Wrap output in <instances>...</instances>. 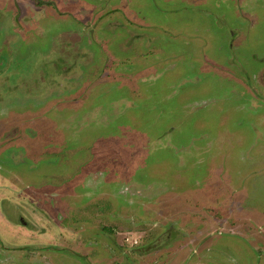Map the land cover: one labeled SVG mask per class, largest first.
Listing matches in <instances>:
<instances>
[{"label":"rangeland","instance_id":"1","mask_svg":"<svg viewBox=\"0 0 264 264\" xmlns=\"http://www.w3.org/2000/svg\"><path fill=\"white\" fill-rule=\"evenodd\" d=\"M55 1L1 9L0 264H264V0Z\"/></svg>","mask_w":264,"mask_h":264},{"label":"flooded vegetation","instance_id":"2","mask_svg":"<svg viewBox=\"0 0 264 264\" xmlns=\"http://www.w3.org/2000/svg\"><path fill=\"white\" fill-rule=\"evenodd\" d=\"M5 1H6V3H5ZM77 3H79L78 1H77ZM95 3H97L98 4V2H95ZM88 4V3H87ZM112 5H114V3L112 4ZM93 7H95V6H93ZM1 9L2 10H5V11H8V10H11V15H13V17H11V19H17L16 21H18V22H22V26L24 25V21H29L30 19H31V17L33 16V14H35L36 12H38L39 10H44V12H45V14H49V16L50 15H53L55 18L56 17H59V15H57L56 13V10L55 9H57L56 8V1L55 0H0V42H2V40H3V42L5 43V40L3 39V37H6V36H4V34H5V29H3V22H4V19H3V13H2V11H1ZM97 10L95 9V11L93 10V11H91V14H94V13H96L95 14V19L97 18V17H101L102 15V12L101 11H98V12H96ZM111 11V10H110ZM109 11L108 10H105L104 11V13L107 15V13H108ZM10 19V20H11ZM13 21V20H12ZM7 38V37H6ZM5 38V39H6ZM78 39H79V41H82V40H80V38L78 37ZM75 39H73V41H74ZM76 41V40H75ZM10 42V41H9ZM8 43V42H7ZM87 56V55H86ZM57 63V62H56ZM55 67L56 68H58V69H60L61 67H60V64L59 65H55ZM75 74H76V72H75ZM77 75V74H76ZM259 83L262 85V86H264V73H259ZM75 79V78H74ZM74 79H72V80H74ZM70 83H73V82H70ZM74 84V83H73ZM69 87V86H68ZM263 103H264V100H263ZM115 108H118V106H114ZM2 116V115H1ZM22 118H24V117H20L19 118V120L16 122V125L17 124H19V123H24V120L22 119ZM14 120V119H13ZM6 122H12V117H10L9 119H8V117H5V120H0V129L1 130H3V132L2 133H0V144L2 143L1 141H5V142H8V143H6V146H5V148L3 147V148H0V176H5V177H7V179H6V181H4V182H0V188L1 187H9L10 186V184H12L11 183V168H10V166H11V164H12V162H13V164H14V167L15 166H17V165H20V161H18V163L16 162V156L14 155V154H12V153H8L7 151H8V149L10 148H12V143L14 142V140L12 141L11 139L12 138H10V140H8V138L6 137V139L5 140H1V138L3 137L2 135H3V133L5 132V135H7L8 134V126H10V128L12 129V126H14L13 124H15V121H13L12 123H6ZM41 122V121H40ZM39 122V123H40ZM17 127V126H16ZM33 128V130H35V134H31L30 136L29 135H27V133H26V131H27V129L28 128ZM27 129L24 131L25 132V134H24V132H23V138H25V140L26 139H30V138H34V137H36L37 135V133L39 134V143H40V145L43 147H47L48 145H49V140L51 139L50 138V136H53V137H55L54 136V134H47L46 136H42V127H40L39 128V131L38 130H36L35 129V127H33V126H28L27 127ZM14 131H16L15 130V128H14ZM32 132V131H31ZM33 133V132H32ZM61 138V135H58L57 137H56V139L57 140H59ZM47 145H46V144ZM23 144V143H22ZM21 144V145H22ZM16 145H19L18 143L16 144ZM32 145V144H31ZM46 145V146H45ZM32 147V146H31ZM34 149V150H33ZM38 150V148H37V146L36 147H32V148H30L29 147V151L27 150V152H29V154H32L33 152L34 153H36V151ZM16 154H17V152H16ZM5 156V159L3 160V161H1V156ZM13 156V157H12ZM22 157V156H21ZM23 158V157H22ZM4 164V165H3ZM11 188V187H10ZM33 191L31 190V193H32ZM106 199H109V197L108 198H106ZM106 199H104V201L106 200ZM96 202V201H95ZM3 215V214H2ZM2 215H0V219H3V218H5L4 216H2ZM6 215V214H5ZM6 217H7V215H6ZM8 219V218H7ZM120 224H122V223H119V225ZM119 225H117V226H119ZM116 226V227H117ZM123 226V225H122ZM102 230H104L105 231V233H107V234H109L110 236H112V234H111V232H110V230L112 231V230H117L115 227H113V226H105V227H103V229ZM60 232V231H59ZM59 232H53L52 233V235H55V237L53 238V237H44L43 235L42 236H37V238H34V237H32L31 239H30V241L31 242H26V244H24V245H19V246H22V247H26V246H31V247H44V246H40V244H43V245H45L46 243H48V244H50L51 243V241L52 242H55L56 241V239H57V237H58V234H59ZM120 233H122V232H116L114 235H115V237H114V239H116L119 235H120ZM1 234H2V236H3V233L0 231V250H6L7 249V247H12V245H9V243L8 242H4L3 240H2V236H1ZM7 236V235H6ZM30 236H28V238H29ZM42 237V238H41ZM113 239V240H114ZM6 240H8V239H6ZM118 244H119V247H118V251L120 252V253H118V255L117 256H115V255H110V257L108 258V259H106L105 261L103 260L102 261V259L101 260H99V263H101V264H105L104 262H108L107 264H124V261H125V259H126V256H128L127 254H125L124 253V255L121 253V250H123L122 249V242H120L119 241V239H116L115 240ZM29 243V244H28ZM47 245V244H46ZM110 245V243H108L106 246L111 250V251H114L115 250V248H114V246H109ZM53 245H52V243H51V245H50V249H51V247H52ZM140 247V244L139 245H136V246H131V249H135V248H139ZM73 248H75V247H70V248H68V249H73ZM57 249V247H54V249L53 250H56ZM58 249L59 250H61V246H59L58 247ZM26 250V252H24V253H22L21 255H20V258H19V260H16L13 264H21V263H23L24 261H28V254H29V251H28V249H25ZM11 251V250H10ZM46 251H47V249H46ZM75 252H77V250H74ZM5 252H7V251H5ZM11 253H12V251H11ZM78 253V252H77ZM74 254V253H73ZM119 254H120V256H119ZM44 255V254H43ZM81 256H83V254H80V257ZM131 258H135V257H138V256H132V255H129ZM12 258H13V254H12ZM24 258H26V260H24ZM44 258H46V259H48L47 261H45V262H43L42 261V263L43 264H48V263H53V261H51V259L49 260V258L47 257V255L45 254L44 255Z\"/></svg>","mask_w":264,"mask_h":264}]
</instances>
